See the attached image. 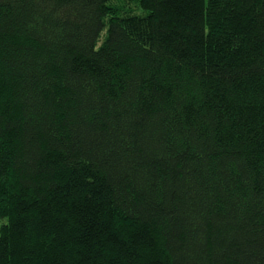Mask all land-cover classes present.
I'll return each instance as SVG.
<instances>
[{"label": "trees", "instance_id": "16d2710c", "mask_svg": "<svg viewBox=\"0 0 264 264\" xmlns=\"http://www.w3.org/2000/svg\"><path fill=\"white\" fill-rule=\"evenodd\" d=\"M0 264H264V0H0Z\"/></svg>", "mask_w": 264, "mask_h": 264}]
</instances>
